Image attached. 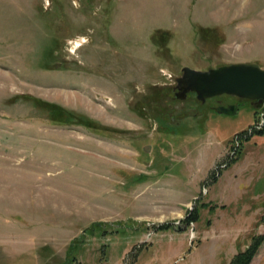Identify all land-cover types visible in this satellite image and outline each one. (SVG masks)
Listing matches in <instances>:
<instances>
[{
  "label": "rangeland",
  "instance_id": "374dc122",
  "mask_svg": "<svg viewBox=\"0 0 264 264\" xmlns=\"http://www.w3.org/2000/svg\"><path fill=\"white\" fill-rule=\"evenodd\" d=\"M243 62L264 0H0V264H264V106L176 95Z\"/></svg>",
  "mask_w": 264,
  "mask_h": 264
},
{
  "label": "water",
  "instance_id": "95a60500",
  "mask_svg": "<svg viewBox=\"0 0 264 264\" xmlns=\"http://www.w3.org/2000/svg\"><path fill=\"white\" fill-rule=\"evenodd\" d=\"M195 93L197 99L206 102L209 99L228 95L248 99L255 108L264 106V68L258 63H234L207 71L183 68V77L178 79L177 98L187 99ZM237 105H220L216 111L233 116Z\"/></svg>",
  "mask_w": 264,
  "mask_h": 264
},
{
  "label": "trees",
  "instance_id": "16d2710c",
  "mask_svg": "<svg viewBox=\"0 0 264 264\" xmlns=\"http://www.w3.org/2000/svg\"><path fill=\"white\" fill-rule=\"evenodd\" d=\"M69 122H71V120ZM66 123H68V122H66ZM79 124H82V123H79ZM255 247L252 249V251L255 249ZM248 251L250 252V254L252 253L251 248L246 249L243 253L241 252L242 255L247 254V256H242V258L244 257V260L247 259V262H248V259H250V254L248 255ZM238 257L236 259H234V261L232 262V264H239L240 263L241 258L238 259Z\"/></svg>",
  "mask_w": 264,
  "mask_h": 264
},
{
  "label": "flooded vegetation",
  "instance_id": "af4514ba",
  "mask_svg": "<svg viewBox=\"0 0 264 264\" xmlns=\"http://www.w3.org/2000/svg\"><path fill=\"white\" fill-rule=\"evenodd\" d=\"M190 94H195V93H190ZM230 97H236V96H230ZM249 101H250V100H249ZM250 102H251V105L253 106V102H252V101H250ZM229 105H237V107H238V108H237V109H238L237 111H239V109H240V107H239L238 104H235V103H234V104H228L227 106H229ZM219 106H220V105H219ZM214 111H216V107L214 108ZM216 112H217V111H216Z\"/></svg>",
  "mask_w": 264,
  "mask_h": 264
}]
</instances>
